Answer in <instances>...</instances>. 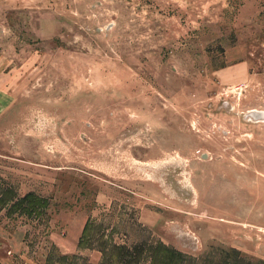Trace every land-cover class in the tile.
<instances>
[{
    "label": "rangeland",
    "instance_id": "obj_1",
    "mask_svg": "<svg viewBox=\"0 0 264 264\" xmlns=\"http://www.w3.org/2000/svg\"><path fill=\"white\" fill-rule=\"evenodd\" d=\"M4 188L48 205L0 211V264L98 263L89 220L264 264V0H0Z\"/></svg>",
    "mask_w": 264,
    "mask_h": 264
},
{
    "label": "trees",
    "instance_id": "obj_2",
    "mask_svg": "<svg viewBox=\"0 0 264 264\" xmlns=\"http://www.w3.org/2000/svg\"><path fill=\"white\" fill-rule=\"evenodd\" d=\"M0 191V211L8 205L6 189ZM13 195H15L13 193ZM48 205V199L29 192L25 196H14L9 204L11 209L28 215H39L45 211ZM97 243V245L95 244ZM81 247H96L102 254L101 261L90 264H188L189 257L182 251L170 247L162 242H141L134 246L119 244L111 233L94 220H89L83 230L80 238ZM69 257L62 256V262L67 261ZM78 258L77 256L73 257ZM71 264H75L72 261Z\"/></svg>",
    "mask_w": 264,
    "mask_h": 264
}]
</instances>
